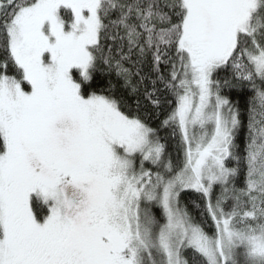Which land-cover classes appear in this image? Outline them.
<instances>
[{
  "label": "snow or ice",
  "instance_id": "1",
  "mask_svg": "<svg viewBox=\"0 0 264 264\" xmlns=\"http://www.w3.org/2000/svg\"><path fill=\"white\" fill-rule=\"evenodd\" d=\"M0 264H264V0H0Z\"/></svg>",
  "mask_w": 264,
  "mask_h": 264
},
{
  "label": "trees",
  "instance_id": "2",
  "mask_svg": "<svg viewBox=\"0 0 264 264\" xmlns=\"http://www.w3.org/2000/svg\"><path fill=\"white\" fill-rule=\"evenodd\" d=\"M153 123H154V126H155V123H158V121H154ZM173 147H174V144L171 141H169V151H171ZM193 201H195L196 204H199L200 203V201L197 198L196 194H193L191 198L186 199L185 202L188 203L189 205H192V202Z\"/></svg>",
  "mask_w": 264,
  "mask_h": 264
}]
</instances>
